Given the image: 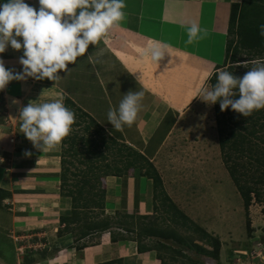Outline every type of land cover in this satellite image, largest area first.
Returning a JSON list of instances; mask_svg holds the SVG:
<instances>
[{
  "label": "crops",
  "instance_id": "crops-1",
  "mask_svg": "<svg viewBox=\"0 0 264 264\" xmlns=\"http://www.w3.org/2000/svg\"><path fill=\"white\" fill-rule=\"evenodd\" d=\"M240 2L124 0L125 19L90 45L75 64H69L67 72H59V80L28 77L13 80L0 91V235L17 257L22 255L18 248L23 247L33 255L32 264H161L157 251L140 252L131 240L112 242L106 232L79 243L71 235L58 233L59 217L68 216L71 209L70 199L59 193L64 145L61 142L51 151L33 147L20 132L19 110L29 102L48 103L63 96V103L70 99L108 134L154 163L183 118L192 109H200L201 89H210L216 67L225 60L231 7ZM25 3L39 7L38 0ZM193 22L207 35L187 44V26ZM150 42L168 45L157 63L143 56ZM22 55V50L9 46L0 60L6 69L21 73ZM141 90L145 95L136 121L115 130L107 120L109 109L118 108L129 91ZM105 182V213L125 207L128 213L148 214L153 209L151 182L137 173L126 180L124 202V181L107 177ZM15 234L23 241L12 242ZM81 244L85 245L81 248Z\"/></svg>",
  "mask_w": 264,
  "mask_h": 264
},
{
  "label": "trees",
  "instance_id": "trees-1",
  "mask_svg": "<svg viewBox=\"0 0 264 264\" xmlns=\"http://www.w3.org/2000/svg\"><path fill=\"white\" fill-rule=\"evenodd\" d=\"M261 24H264V0H241L240 4L232 5L225 60L222 66L216 67L210 88L216 83L215 74L220 68L226 67L236 77H242L256 61L264 62V37L259 34ZM64 105L75 113V123L62 140L59 193L70 199L71 209L68 216L59 217L58 233L71 235L74 243H79L107 232L112 242L131 240L140 252L157 251L161 264H202L185 251L217 260L219 239L189 220L170 200L154 164L113 134H108L70 99H64ZM213 112L223 166L248 215L253 200L264 205V108L243 117L230 107L222 112L217 102L213 104ZM130 172L151 182L153 209L160 210L161 218L136 216L128 213L125 207L123 214L116 211L112 216L105 215V179L120 177L124 181L121 197L124 202ZM246 228L250 229L249 221ZM262 230L264 232V226ZM188 231L190 233L186 234ZM204 244L211 250L204 248ZM21 256V264L34 261L30 252Z\"/></svg>",
  "mask_w": 264,
  "mask_h": 264
},
{
  "label": "clouds",
  "instance_id": "clouds-1",
  "mask_svg": "<svg viewBox=\"0 0 264 264\" xmlns=\"http://www.w3.org/2000/svg\"><path fill=\"white\" fill-rule=\"evenodd\" d=\"M38 4V9L25 0H6L0 4V54L9 46L23 52L19 58L21 73L6 69L0 60V91L9 82L28 77L59 80V72H67L69 64H75L90 45H96L125 19L124 0H38ZM259 34L264 37V24L259 25ZM205 35L206 30L193 22L187 26L186 43L192 44ZM167 48V44L150 42L143 56L157 63ZM215 75L216 83L210 89H201L203 102L209 105L219 102L222 112L230 107L243 117L264 108V62L256 61L242 77L227 70L217 71ZM144 95L142 90L129 91L123 95L118 108L109 109L107 120L115 130L133 125ZM19 119L20 132L33 147L51 151L69 135L75 113L64 105L60 96L48 103L29 102L20 108ZM18 252L23 254L24 248H18Z\"/></svg>",
  "mask_w": 264,
  "mask_h": 264
},
{
  "label": "rangeland",
  "instance_id": "rangeland-1",
  "mask_svg": "<svg viewBox=\"0 0 264 264\" xmlns=\"http://www.w3.org/2000/svg\"><path fill=\"white\" fill-rule=\"evenodd\" d=\"M221 70H226V67L220 68L218 72ZM153 164L170 200L189 220L220 241L217 260L194 255L190 251H185L186 255L198 259L202 264H264L261 248L264 247V205L253 200L248 215L245 214L241 198L221 160L213 104L202 101L200 109H192L170 135ZM132 175L130 172L128 178H132ZM143 190L144 187L141 189L142 194L145 193ZM148 202L151 209V200ZM157 205L160 209L159 201ZM124 212L119 211L122 214ZM149 212L130 214L163 216L160 210L151 209ZM113 214L114 211L105 213L107 216ZM248 221L250 229L246 228ZM1 238L2 235L0 264H21L22 256L19 259L6 239ZM10 240L15 244L23 241L17 234ZM197 243L202 244L199 241ZM204 248L211 250L206 244ZM24 252L29 253L27 250Z\"/></svg>",
  "mask_w": 264,
  "mask_h": 264
},
{
  "label": "built area",
  "instance_id": "built-area-1",
  "mask_svg": "<svg viewBox=\"0 0 264 264\" xmlns=\"http://www.w3.org/2000/svg\"><path fill=\"white\" fill-rule=\"evenodd\" d=\"M38 8H39V7H38ZM9 141H10L11 143H13V142H14V139L12 138V139H10ZM2 161H3V162H6L7 159L3 158ZM260 246H261V245H260ZM261 248L263 249V252H264V247L261 246ZM19 250H21V248H19ZM244 254H245V253H244Z\"/></svg>",
  "mask_w": 264,
  "mask_h": 264
}]
</instances>
